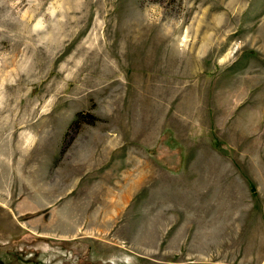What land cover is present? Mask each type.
<instances>
[{
  "label": "rangeland",
  "instance_id": "1",
  "mask_svg": "<svg viewBox=\"0 0 264 264\" xmlns=\"http://www.w3.org/2000/svg\"><path fill=\"white\" fill-rule=\"evenodd\" d=\"M0 264H264V0H0Z\"/></svg>",
  "mask_w": 264,
  "mask_h": 264
},
{
  "label": "bare ground",
  "instance_id": "2",
  "mask_svg": "<svg viewBox=\"0 0 264 264\" xmlns=\"http://www.w3.org/2000/svg\"><path fill=\"white\" fill-rule=\"evenodd\" d=\"M129 191V190H128Z\"/></svg>",
  "mask_w": 264,
  "mask_h": 264
}]
</instances>
